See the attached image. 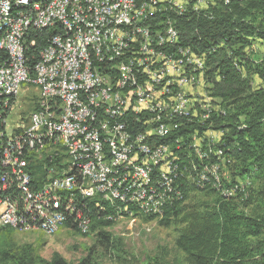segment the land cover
<instances>
[{
	"label": "built area",
	"instance_id": "2783aa9c",
	"mask_svg": "<svg viewBox=\"0 0 264 264\" xmlns=\"http://www.w3.org/2000/svg\"><path fill=\"white\" fill-rule=\"evenodd\" d=\"M230 1L0 0V228L137 224L181 202L187 181L245 197L251 178H230L213 128L225 111L199 88L216 46L181 45L175 18ZM22 88L35 109L7 132Z\"/></svg>",
	"mask_w": 264,
	"mask_h": 264
},
{
	"label": "trees",
	"instance_id": "16d2710c",
	"mask_svg": "<svg viewBox=\"0 0 264 264\" xmlns=\"http://www.w3.org/2000/svg\"><path fill=\"white\" fill-rule=\"evenodd\" d=\"M175 18L181 45L196 53L216 46L206 56L203 73L205 93L219 100L225 111V115L214 117L213 128L225 131L223 146L230 148L236 179L248 175L252 185L245 197L230 199H221L212 189H205L215 195L213 205L185 213L186 183L183 200L166 208L160 217L164 225H169L183 213L180 222L184 226L175 239L182 257L173 264H264V54L253 59L244 51L256 40L264 45V0H231L218 4L209 17ZM50 35L51 32L43 31L40 40ZM251 74L263 85L253 87ZM34 109L31 104L29 113ZM169 141L170 138L166 140ZM255 175L260 181L256 187ZM248 206H252L249 212L244 209ZM95 222L92 229L98 230L97 243L105 248L114 247V238L103 230L110 221ZM0 231L10 239L14 230L1 227ZM90 255L91 252L77 263L68 262L57 253L42 260L32 244L13 249L6 243L0 251V264H91ZM141 264L166 263L152 258Z\"/></svg>",
	"mask_w": 264,
	"mask_h": 264
},
{
	"label": "rangeland",
	"instance_id": "374dc122",
	"mask_svg": "<svg viewBox=\"0 0 264 264\" xmlns=\"http://www.w3.org/2000/svg\"><path fill=\"white\" fill-rule=\"evenodd\" d=\"M253 59H260L264 54V45L256 40L251 48H245ZM250 83L253 87L262 86L263 83L255 75H249ZM203 84V85H202ZM199 88H205L206 84L202 83ZM33 91H24L20 89L17 97L10 109L7 118V132L19 123V120L27 118L30 111L29 97ZM219 103V100H217ZM229 176L237 177L233 163L227 167ZM253 186L259 184V178L253 176ZM187 192L184 203L188 207L184 212L192 209L197 212L205 208L206 204L213 205L215 195L211 191L198 190L191 182L187 181ZM252 185V180H250ZM252 206L244 207L249 212ZM171 224L164 225L160 219H144L139 218L137 224L128 218L110 221L103 230L109 232L115 246L105 248L96 241V233L98 230L90 228L87 234H80L74 230H62L55 235L48 236L42 232L19 233L13 231L10 239L5 238V232L0 231V251L6 243L11 244L16 249L24 244H32L40 259L49 260L54 253L62 256L66 261L77 263L81 259L87 258L91 252V264H141L149 259L157 258L163 260L166 264H173L180 260L182 253L175 246V239L179 235L181 228L184 226L180 222V216ZM96 221V220H95ZM93 222L92 224L96 223ZM149 228V231H146Z\"/></svg>",
	"mask_w": 264,
	"mask_h": 264
}]
</instances>
